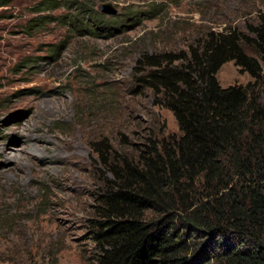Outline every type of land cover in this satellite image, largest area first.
Instances as JSON below:
<instances>
[{"label":"rangeland","instance_id":"374dc122","mask_svg":"<svg viewBox=\"0 0 264 264\" xmlns=\"http://www.w3.org/2000/svg\"><path fill=\"white\" fill-rule=\"evenodd\" d=\"M42 1L0 7V264H95L87 227L110 179L97 150L130 161L179 136L137 61L209 33L248 34L264 22V0H50L61 6L36 12ZM70 2L108 4L103 14L129 20L110 37L85 36L59 18L74 15ZM216 79L228 87L250 77L228 62Z\"/></svg>","mask_w":264,"mask_h":264},{"label":"trees","instance_id":"16d2710c","mask_svg":"<svg viewBox=\"0 0 264 264\" xmlns=\"http://www.w3.org/2000/svg\"><path fill=\"white\" fill-rule=\"evenodd\" d=\"M67 7L74 15L59 18L85 36L110 37L129 20ZM42 24L29 22L32 30ZM228 62L250 80L220 86L216 74ZM137 66L148 69L139 80L171 112L179 136L130 161L97 150L110 179L87 227L95 264H264V22L248 34L209 33L177 54L143 55Z\"/></svg>","mask_w":264,"mask_h":264},{"label":"water","instance_id":"95a60500","mask_svg":"<svg viewBox=\"0 0 264 264\" xmlns=\"http://www.w3.org/2000/svg\"><path fill=\"white\" fill-rule=\"evenodd\" d=\"M105 8H108L109 9V5H100L97 10L100 12V13H103L102 11L104 10V12H106L107 14H109L108 12V9H105ZM111 11V10H110ZM111 14H115L114 11H111Z\"/></svg>","mask_w":264,"mask_h":264}]
</instances>
